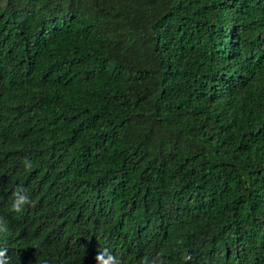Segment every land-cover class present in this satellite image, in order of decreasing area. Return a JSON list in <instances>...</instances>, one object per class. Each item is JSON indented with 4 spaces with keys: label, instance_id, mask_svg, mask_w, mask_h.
<instances>
[{
    "label": "trees",
    "instance_id": "trees-1",
    "mask_svg": "<svg viewBox=\"0 0 264 264\" xmlns=\"http://www.w3.org/2000/svg\"><path fill=\"white\" fill-rule=\"evenodd\" d=\"M0 215L11 264H264V0H0Z\"/></svg>",
    "mask_w": 264,
    "mask_h": 264
},
{
    "label": "clouds",
    "instance_id": "clouds-1",
    "mask_svg": "<svg viewBox=\"0 0 264 264\" xmlns=\"http://www.w3.org/2000/svg\"><path fill=\"white\" fill-rule=\"evenodd\" d=\"M25 170H29L31 167L30 161L25 159L24 161ZM11 209L16 213H20L24 206L31 205L32 199L27 194V189L18 186L12 193L11 197ZM11 235V230L8 227L7 219L0 215V264H11V257L8 256V237ZM187 259V257H185ZM96 264H123V261L117 256L113 255L112 252L107 248H101L98 250L95 257ZM139 264H167L166 260L162 257L161 253H158L151 260L144 256L140 259Z\"/></svg>",
    "mask_w": 264,
    "mask_h": 264
}]
</instances>
